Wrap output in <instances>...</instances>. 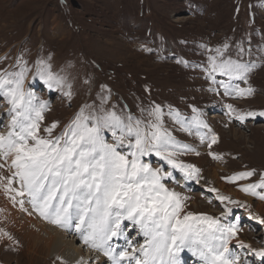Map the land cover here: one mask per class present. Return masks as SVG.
<instances>
[{"label": "rangeland", "instance_id": "1", "mask_svg": "<svg viewBox=\"0 0 264 264\" xmlns=\"http://www.w3.org/2000/svg\"><path fill=\"white\" fill-rule=\"evenodd\" d=\"M226 42L233 54L236 44H250L253 55L244 59L259 65L249 74L247 84L235 82L255 89L247 99L224 96L223 89L212 84L204 71L207 57L214 54L208 50ZM262 45L264 0H0V71H19L18 60L26 62L29 72L25 90L35 94L37 103L49 102L41 127L58 121L53 133L58 135L81 106L99 105L100 96L108 95L109 90L105 107L115 104L118 110L134 117L141 116V109L159 104L164 111V127L178 144L191 149H181L178 160L200 169L199 177L189 182L203 178L204 184L190 190L178 183L168 186L176 178L183 180L184 174L155 155L144 159L153 167L172 172L163 183L185 198V212L203 213L219 218L221 223L241 226L230 244L241 255V264L244 260L264 264L250 249L236 244L241 240L252 249L264 248V225L258 219H264V209L259 211L258 207L264 201L240 190L259 181L264 173V118H247L241 123L235 115H227L225 105L233 104L240 113L264 110V53L258 51ZM37 61H44L53 73L66 78V84H71V98L34 78ZM178 61H186L187 66ZM216 79L227 78L217 75ZM101 85L106 86L103 91ZM169 106L178 110L186 122L196 115L192 109H197L200 118L218 136L217 143L209 148V141L201 142L196 135L197 129L184 131L168 115ZM8 108L0 96L2 133L8 131ZM144 118L147 119L146 114ZM105 138L113 142L110 133H105ZM210 152L221 159H213ZM252 170L255 175L251 178L235 182L226 179ZM0 174L10 173L0 169ZM219 182L232 186L241 196L224 194L217 186ZM212 188L217 191H209ZM220 196L240 204L229 200L221 203ZM246 198H251L253 204L247 203ZM5 204L15 207L18 203L14 204L0 188V208ZM227 208L233 211L225 215ZM13 228L0 215V230L13 237L11 241L4 237L0 242V264H51L40 255L30 254L21 233ZM71 234L68 233L69 239ZM182 253L188 263L194 264L192 252L185 249ZM83 255L88 256L89 252L84 250Z\"/></svg>", "mask_w": 264, "mask_h": 264}, {"label": "snow or ice", "instance_id": "2", "mask_svg": "<svg viewBox=\"0 0 264 264\" xmlns=\"http://www.w3.org/2000/svg\"><path fill=\"white\" fill-rule=\"evenodd\" d=\"M230 47L226 42L222 47L209 49L214 54L207 57L204 71L212 84L223 89L224 96L247 99L255 89L240 87L235 82L247 84L249 74L259 65L244 59L253 55L250 44L248 47L243 42L236 44L234 54L230 53ZM258 51L264 53V45ZM178 62L187 66L186 61ZM18 64L19 71H0V96L9 105L8 131L0 132V169L10 173L0 174V188L14 204L18 203L24 211L28 210L27 204L47 222L74 232L83 245L107 258L104 264H182L180 253L185 249L198 256L202 264H241V255L230 248L241 226L221 223L219 218L207 214L185 212V198L163 183L172 172L153 167L144 159L155 155L172 169L180 170L186 179L199 177L200 169L178 160L181 149H191L186 144H178L164 127V111L159 104L141 109V116L134 117L130 112L118 110L115 104L105 107L111 95L109 90L108 95L100 96L99 105L81 106L63 130L54 135L58 121L41 127L49 102L37 103L35 94L25 90L29 69L26 62L18 60ZM217 75L227 79L217 81ZM34 78L71 98V84H66L65 77L53 73L44 61H37ZM105 88L101 85L102 91ZM209 90L217 91L216 88ZM225 107L227 115H235L241 123L247 118H264V110L240 113L233 104ZM192 111L196 115L187 122L171 106L168 115L184 131L197 129L201 142L209 141L207 147L211 148L218 136L200 118L197 109ZM201 128L208 131L201 133ZM105 133L111 134L112 143L106 140ZM209 155L221 159L215 153ZM254 175L252 170L226 179L235 182ZM258 189L264 190V173L259 181L240 188L264 201V191ZM218 199L221 203L229 200L224 196ZM229 202L240 204L235 200ZM232 211L227 208L225 215ZM258 219L264 225V219ZM125 222L137 230L142 242L131 238ZM4 237L13 239L0 230V242ZM117 239H123L124 245H116ZM237 244L250 249L264 262V248L252 249L241 240ZM56 259L66 264L61 257ZM100 259L99 255L90 258L91 264ZM77 264L89 262L81 258ZM243 264L251 261L244 260Z\"/></svg>", "mask_w": 264, "mask_h": 264}, {"label": "bare ground", "instance_id": "3", "mask_svg": "<svg viewBox=\"0 0 264 264\" xmlns=\"http://www.w3.org/2000/svg\"><path fill=\"white\" fill-rule=\"evenodd\" d=\"M235 136L238 137L237 132L235 133ZM189 180L190 179L186 178H183V180L182 178L177 180L176 178V180L170 183V185L177 186L178 183L179 185L189 188L190 190L193 187L202 188L201 184H204L203 178H201L200 181L197 179L198 181L195 180L191 183ZM217 186L224 194H228L229 196L234 195L236 198L241 196V194L232 186H228L223 182H219ZM246 201L247 203L249 201L250 204H253V200L251 198H246ZM258 205L259 211L260 209L262 211L264 209V204L258 203ZM20 208L21 207L18 204L15 207L11 206L10 204H8V206L5 204L3 208H0V215L5 217L8 222H11L12 226L21 233V236L23 237L22 239L25 241L24 245L27 247V251L30 254H33V256L40 255L46 262L48 261V263L51 264H61V260L56 259L58 256L61 257L62 260L66 262V264H77V261L81 260V258L91 264L90 258H94L95 256L99 255L101 256V259L100 261L96 262V264H104V261L107 258L103 257L99 253L93 252L91 249L83 245L75 233L71 234L65 229L48 223L43 218L40 219L39 215L32 211L31 207L29 208L27 204H25V208L28 209L27 211H24ZM30 212L31 214H29ZM125 223L131 238L134 240H140L142 242V237L137 236V230L134 227L130 228L132 225L129 222ZM68 233L73 236H70L71 239L68 238ZM114 243L118 246L124 245L123 239L114 240ZM84 250L89 252L88 256L83 255ZM33 256L30 257L33 258ZM192 256L195 258L194 264H202L198 256L194 255L193 253ZM180 258L182 264H190L188 261H186V255L182 252L180 253Z\"/></svg>", "mask_w": 264, "mask_h": 264}]
</instances>
